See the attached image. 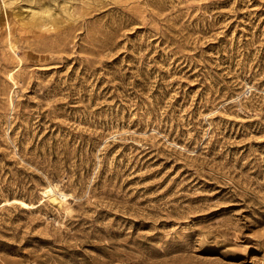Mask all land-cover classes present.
Wrapping results in <instances>:
<instances>
[{
    "label": "rangeland",
    "instance_id": "1",
    "mask_svg": "<svg viewBox=\"0 0 264 264\" xmlns=\"http://www.w3.org/2000/svg\"><path fill=\"white\" fill-rule=\"evenodd\" d=\"M0 264H264V0H0Z\"/></svg>",
    "mask_w": 264,
    "mask_h": 264
},
{
    "label": "bare ground",
    "instance_id": "2",
    "mask_svg": "<svg viewBox=\"0 0 264 264\" xmlns=\"http://www.w3.org/2000/svg\"><path fill=\"white\" fill-rule=\"evenodd\" d=\"M58 191H59V190H58ZM58 194H59V193H56L55 191L52 190V191L50 192V195H49V197H48L49 199H47V201L50 200L51 203H55V204H56V203H57V204L60 203V204H61V199H62V198L64 199V198H65V195H61V198H59ZM61 194H62V193H61ZM44 195H45V194H44ZM62 202H63V201H62Z\"/></svg>",
    "mask_w": 264,
    "mask_h": 264
}]
</instances>
